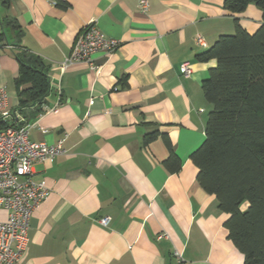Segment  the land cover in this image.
Instances as JSON below:
<instances>
[{"label": "crops", "instance_id": "1", "mask_svg": "<svg viewBox=\"0 0 264 264\" xmlns=\"http://www.w3.org/2000/svg\"><path fill=\"white\" fill-rule=\"evenodd\" d=\"M60 2L0 0V87L18 110L14 49L40 57L50 91L42 113L30 116V140H64L66 150L53 163L34 165L33 179L49 195L32 215L27 248L15 264H177L176 252L182 264H244L228 239L229 215L200 186L190 157L205 140L212 110L202 83L216 63L199 56L234 33L235 18L255 33L260 9L249 5L234 16L224 0H148L142 13L140 0H63L66 9ZM92 21L120 47L94 54L96 70L85 62L63 69ZM185 61L189 78L180 75ZM154 131L169 136L182 164L178 173L163 166L169 153L161 137L144 144ZM103 218H110L107 226ZM162 233L169 238L158 240Z\"/></svg>", "mask_w": 264, "mask_h": 264}, {"label": "trees", "instance_id": "2", "mask_svg": "<svg viewBox=\"0 0 264 264\" xmlns=\"http://www.w3.org/2000/svg\"><path fill=\"white\" fill-rule=\"evenodd\" d=\"M14 0H3L9 6ZM249 5L262 12V24L253 34L234 19L233 35H222L199 56L203 62L215 61V67L202 83V91L212 106L203 144L191 155L197 167V181L215 195L219 209L229 215L225 223L228 239L243 255L244 264H264V0H224L231 15L243 13ZM68 7L66 2L58 4ZM15 26L14 21H7ZM16 30L21 33L19 26ZM4 37L0 32V42ZM14 56L19 66L15 87L24 122L14 117L0 122V128L30 123L31 115L43 111L42 103L50 91L49 69L45 62L18 47ZM30 107L36 110L31 114ZM162 138L168 150L163 166L170 174L182 164L167 134L149 133L144 144ZM247 208L243 210V206Z\"/></svg>", "mask_w": 264, "mask_h": 264}, {"label": "built area", "instance_id": "3", "mask_svg": "<svg viewBox=\"0 0 264 264\" xmlns=\"http://www.w3.org/2000/svg\"><path fill=\"white\" fill-rule=\"evenodd\" d=\"M148 7V0H140V12L146 13ZM195 40L198 45L206 46L202 36H196ZM119 47L118 40L105 36L92 21L77 36L62 68L66 69L76 62H85L91 69L96 70L92 56L98 52L112 53ZM192 72L189 61L180 65L182 77L189 78ZM8 99L6 89L0 87V122H9L14 117L24 122L22 116L9 107ZM32 127L25 123L17 128H0V213L5 214L4 217L0 215V264H15L21 259L28 245L32 215L49 195L45 185L33 179L34 165L53 163L56 158L66 153L64 140L56 144L31 141L29 134ZM99 222L107 226L110 218H103ZM168 238L165 233L157 236L158 240ZM175 259L177 264L183 263L178 252L175 253Z\"/></svg>", "mask_w": 264, "mask_h": 264}, {"label": "rangeland", "instance_id": "4", "mask_svg": "<svg viewBox=\"0 0 264 264\" xmlns=\"http://www.w3.org/2000/svg\"><path fill=\"white\" fill-rule=\"evenodd\" d=\"M233 35V34H232Z\"/></svg>", "mask_w": 264, "mask_h": 264}]
</instances>
